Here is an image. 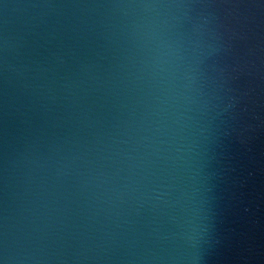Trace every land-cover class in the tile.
Instances as JSON below:
<instances>
[{"label":"water","instance_id":"95a60500","mask_svg":"<svg viewBox=\"0 0 264 264\" xmlns=\"http://www.w3.org/2000/svg\"><path fill=\"white\" fill-rule=\"evenodd\" d=\"M0 264H264V0H0Z\"/></svg>","mask_w":264,"mask_h":264}]
</instances>
